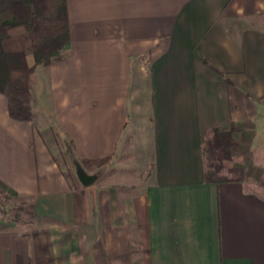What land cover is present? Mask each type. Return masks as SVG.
Returning a JSON list of instances; mask_svg holds the SVG:
<instances>
[{"label":"crops","instance_id":"1","mask_svg":"<svg viewBox=\"0 0 264 264\" xmlns=\"http://www.w3.org/2000/svg\"><path fill=\"white\" fill-rule=\"evenodd\" d=\"M66 5L69 46L30 76L31 119L0 94V182L35 218L0 213V264H264V188L205 183L201 152L246 120L264 148V0ZM64 144L89 185L66 177Z\"/></svg>","mask_w":264,"mask_h":264},{"label":"trees","instance_id":"2","mask_svg":"<svg viewBox=\"0 0 264 264\" xmlns=\"http://www.w3.org/2000/svg\"><path fill=\"white\" fill-rule=\"evenodd\" d=\"M69 40L66 0H0V94L8 99L12 119H31L29 78L36 66L60 60ZM52 132L57 141L59 134L55 127ZM254 138L255 125L251 120L226 123L206 131L201 141L204 182L217 185L244 182L251 177L262 184V169L251 160ZM69 150L72 158V149ZM223 162L231 163V177L220 175ZM0 190L17 197L1 182Z\"/></svg>","mask_w":264,"mask_h":264},{"label":"rangeland","instance_id":"3","mask_svg":"<svg viewBox=\"0 0 264 264\" xmlns=\"http://www.w3.org/2000/svg\"><path fill=\"white\" fill-rule=\"evenodd\" d=\"M29 61L32 60L29 59ZM254 139L251 145V160L256 166L262 169V175L260 176V180L262 181V184L251 177L245 178V182H251L254 183L257 187L264 188V148L262 145L257 144V146L253 149L252 146L254 143ZM63 147L65 148V149L64 148L61 149L62 151L61 155H63V158L60 157L58 161L62 162L63 160L67 164L68 171H66V177L69 178V180H72L74 184L76 183L78 186L89 185V183H87L86 180V177H89L90 175L88 170L83 169L81 167L80 168L81 176L84 175L85 180L83 179V177H79L71 163L72 159L69 157L70 150L68 149L67 146H65V144L63 145ZM203 164H205L204 158H203ZM230 166H231L230 162H223V169L221 170L220 175L231 177L229 173ZM0 213L1 215H3L4 218H7L13 222H17L22 225L30 226V225H34L35 223V218L30 208L29 202L25 199L11 196L5 190H0Z\"/></svg>","mask_w":264,"mask_h":264},{"label":"water","instance_id":"4","mask_svg":"<svg viewBox=\"0 0 264 264\" xmlns=\"http://www.w3.org/2000/svg\"><path fill=\"white\" fill-rule=\"evenodd\" d=\"M76 172H77V174H78L79 177H83V179L85 180V176L84 175L81 176V169L78 166H76ZM83 179H81V180H83ZM86 180H87V183L90 182L89 177H86Z\"/></svg>","mask_w":264,"mask_h":264}]
</instances>
